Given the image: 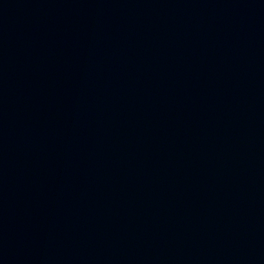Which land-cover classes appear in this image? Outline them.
<instances>
[{"label": "water", "instance_id": "1", "mask_svg": "<svg viewBox=\"0 0 264 264\" xmlns=\"http://www.w3.org/2000/svg\"><path fill=\"white\" fill-rule=\"evenodd\" d=\"M0 264H264V0H0Z\"/></svg>", "mask_w": 264, "mask_h": 264}]
</instances>
